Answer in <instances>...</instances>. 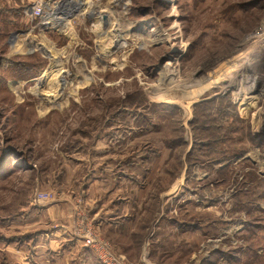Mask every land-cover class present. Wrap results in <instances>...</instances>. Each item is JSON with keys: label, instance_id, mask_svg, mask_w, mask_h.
<instances>
[{"label": "rangeland", "instance_id": "obj_1", "mask_svg": "<svg viewBox=\"0 0 264 264\" xmlns=\"http://www.w3.org/2000/svg\"><path fill=\"white\" fill-rule=\"evenodd\" d=\"M58 192L124 264H264V0H0V264Z\"/></svg>", "mask_w": 264, "mask_h": 264}, {"label": "crops", "instance_id": "obj_2", "mask_svg": "<svg viewBox=\"0 0 264 264\" xmlns=\"http://www.w3.org/2000/svg\"><path fill=\"white\" fill-rule=\"evenodd\" d=\"M102 182V189L109 190L84 192L86 202L83 208L100 234L114 240L126 221L129 201L127 192H117L120 179L111 175ZM74 193L58 192L55 200L30 204L25 210L24 239L14 240L15 246L12 248L16 258L20 260L21 257L22 264H101L92 250L84 247L78 238L80 227L77 220L75 222L76 212L82 209L83 204L75 201L78 192L73 197ZM130 230L125 224L122 232L126 234Z\"/></svg>", "mask_w": 264, "mask_h": 264}, {"label": "built area", "instance_id": "obj_3", "mask_svg": "<svg viewBox=\"0 0 264 264\" xmlns=\"http://www.w3.org/2000/svg\"><path fill=\"white\" fill-rule=\"evenodd\" d=\"M42 6L35 5L32 10L33 17H40L42 14ZM52 196L48 193L37 194V201H50ZM80 230L78 233L79 240L82 241L84 247L89 248L94 253L96 259L101 264H124L118 256L115 255L113 248L108 242L100 240L96 235H94L93 230L90 225L86 224L83 219L80 220Z\"/></svg>", "mask_w": 264, "mask_h": 264}, {"label": "bare ground", "instance_id": "obj_4", "mask_svg": "<svg viewBox=\"0 0 264 264\" xmlns=\"http://www.w3.org/2000/svg\"><path fill=\"white\" fill-rule=\"evenodd\" d=\"M253 72H255V71H253ZM250 75H252V72H250ZM250 75H249V76H250ZM253 84H254V83H253ZM243 88H244V87H243ZM161 99H162V98H161ZM169 100H170V99H169ZM166 101H167V100H165V101H163V102H166Z\"/></svg>", "mask_w": 264, "mask_h": 264}]
</instances>
